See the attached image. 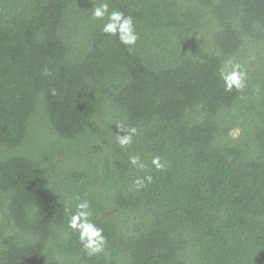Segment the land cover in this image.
Returning <instances> with one entry per match:
<instances>
[{
  "label": "trees",
  "instance_id": "obj_1",
  "mask_svg": "<svg viewBox=\"0 0 264 264\" xmlns=\"http://www.w3.org/2000/svg\"><path fill=\"white\" fill-rule=\"evenodd\" d=\"M101 2L0 0V264H264V0H106L133 46ZM76 197L101 253L68 226Z\"/></svg>",
  "mask_w": 264,
  "mask_h": 264
},
{
  "label": "clouds",
  "instance_id": "obj_2",
  "mask_svg": "<svg viewBox=\"0 0 264 264\" xmlns=\"http://www.w3.org/2000/svg\"><path fill=\"white\" fill-rule=\"evenodd\" d=\"M92 17L97 20H104L102 31L112 36H118L120 42L124 45L133 46L136 44L139 36L136 32L135 23L132 16L125 15L124 12L118 10H110L109 3L101 2L92 9ZM225 68H228L225 71ZM47 74V73H46ZM220 74L225 82L226 90L231 91L234 87L237 90L245 87L246 72L242 69L241 65L228 61L224 67L221 68ZM119 132L116 135V142L121 148H127L134 141L138 130L136 127H125L122 123H117ZM131 165L144 168L145 165L141 162L139 155H132L129 157ZM152 164L157 170H164L166 162H162L161 157H154ZM149 182L152 177H147ZM137 186H142L143 181L137 179ZM76 212L71 215L68 226L74 231L79 232V240L87 253L95 255L104 251L107 245V239L103 235V230L96 226L90 219L91 204L88 200H81L76 197Z\"/></svg>",
  "mask_w": 264,
  "mask_h": 264
}]
</instances>
